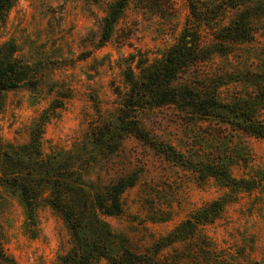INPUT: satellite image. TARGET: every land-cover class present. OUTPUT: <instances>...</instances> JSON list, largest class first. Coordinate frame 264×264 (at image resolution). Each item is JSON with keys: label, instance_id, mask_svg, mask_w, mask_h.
Wrapping results in <instances>:
<instances>
[{"label": "rangeland", "instance_id": "rangeland-1", "mask_svg": "<svg viewBox=\"0 0 264 264\" xmlns=\"http://www.w3.org/2000/svg\"><path fill=\"white\" fill-rule=\"evenodd\" d=\"M115 1L16 0L0 25V46L16 45L14 56L38 75L35 87L0 91V247L16 264H61L74 240L63 216L45 202L48 192L39 194L40 185L46 180L64 189L79 181L87 195H105L114 182L133 178L119 195L121 213L100 216L132 250L158 251L170 263L185 258L184 264H264V140L166 105L140 111L137 118L151 140L171 146L180 162L122 130L116 151H110L118 141L112 133L105 137L109 144H95V129L108 123L117 130L124 74L161 59L177 43L188 15L184 0H172V8L160 0H128L109 40L100 45L101 21ZM255 25L251 41L212 55L200 65V77L191 67L188 79L215 88L223 103L247 95L251 86L235 80L264 68V18ZM46 116L38 146L43 162L37 164L23 151ZM205 166L213 171L223 166L248 189L223 187L206 176ZM44 171L50 176L32 182L38 189L32 225L17 185L25 180L14 182L12 175L23 173L29 181ZM214 201L225 204L208 224L189 219ZM183 224L185 239L162 247ZM117 251L109 247L111 255Z\"/></svg>", "mask_w": 264, "mask_h": 264}, {"label": "trees", "instance_id": "trees-1", "mask_svg": "<svg viewBox=\"0 0 264 264\" xmlns=\"http://www.w3.org/2000/svg\"><path fill=\"white\" fill-rule=\"evenodd\" d=\"M16 0H0V25L4 22L6 13ZM188 9L185 27L180 33L176 44L169 47L162 58L149 64L136 66L138 73L130 69L124 74L126 92L116 116L115 130L108 123L95 129L93 133L97 146L109 144L105 137L112 133L118 136V141L111 142V152L116 151L121 138V130L126 131L137 139L151 146L167 160L180 162V155L169 145L152 141L138 122V113L145 109L173 106L180 113L191 118L217 121L227 125L231 130L242 133L247 137L264 140V68L259 71L247 72L249 77H239L235 82L249 84L247 95L233 99L231 102H220L216 89L205 83H194L186 76L191 67L193 75L200 77L201 64L207 62L214 54H226L235 44L251 41L255 36L256 21L264 18V0H184ZM128 0H117L111 4L101 21L100 45L109 40L114 24L121 16ZM172 8V0H160ZM16 45L7 42L0 46V91L12 90L23 84L35 87L37 72L27 61L16 58ZM183 78V82L174 84ZM185 81V82H184ZM49 117L38 120L31 133L24 154L32 162H43L39 151L41 130ZM36 131V132H35ZM18 165L22 161L17 159ZM20 163V164H21ZM23 165V163H22ZM208 170L207 177L217 178L223 187L238 191L248 189L241 181L232 179L228 171L219 167L220 171ZM55 172V171H54ZM23 173L13 172V181L24 178L19 182L20 196L26 208L27 219L34 225V209L36 198L34 183L41 178L49 177L48 171L30 177L29 181ZM35 177H38L36 180ZM33 179V180H32ZM134 179L114 182L105 195L93 193L87 195L79 181H73V186L57 187L52 181H44L39 194L48 192L45 202L57 210L71 231L74 244L72 248L60 257L61 264H92L99 259H105L109 264H184L185 258H178L174 263L158 258V251L139 253L132 250L125 240L115 234L100 216H116L121 213L119 195L133 185ZM38 186V185H37ZM34 192V193H33ZM69 194L73 197H66ZM225 203L214 201L201 209L189 219H205L208 224L215 214L222 211ZM88 215L90 219H83ZM185 225H189L187 221ZM183 226L170 233L167 237L172 244L184 240L186 232L180 234ZM81 231H86L81 234ZM160 246V247H161ZM109 247L118 248L114 254L109 253ZM159 250V249H158ZM0 264H16L14 259L4 253L0 247Z\"/></svg>", "mask_w": 264, "mask_h": 264}]
</instances>
